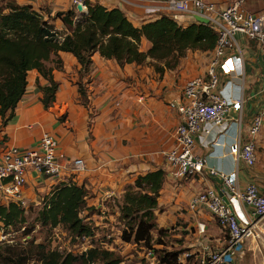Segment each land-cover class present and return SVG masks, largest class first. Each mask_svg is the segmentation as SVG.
<instances>
[{"label":"crops","instance_id":"1","mask_svg":"<svg viewBox=\"0 0 264 264\" xmlns=\"http://www.w3.org/2000/svg\"><path fill=\"white\" fill-rule=\"evenodd\" d=\"M8 1L39 10L50 0H0V5ZM68 1L72 6L71 0ZM89 1L98 3V0ZM212 1L228 5L226 0ZM129 10L140 15L138 9ZM153 16L147 23L159 18L156 14ZM129 19L136 27L146 24ZM236 44L237 51H232L218 69L221 81L218 92L230 102L241 101V111H232L229 120L222 125H203V131L195 137V156L205 159L207 168L202 174L186 179L174 177L164 156L174 146L181 121L171 105L183 101V91L189 81L206 78L213 53L190 51L176 70H168L163 75L157 74L149 64L121 67L117 61L106 60L96 53L90 73L81 78L88 90L86 107L79 102L76 84L82 67L72 54L59 53L63 69L54 71L57 90L47 109L41 101L43 94L37 82L43 87L49 83L37 71H31L27 92L16 109V116L5 127L0 116V157L9 147L22 152L38 149L41 138L48 133L57 139L66 157L61 161L63 164L82 159L86 168L82 171L68 169L60 177H45L30 171L24 190L29 209L40 211L46 195L62 183H75L88 191L87 208L92 210L81 214L87 222L107 227L115 218L120 224V207L126 188L134 185L139 176L162 169L166 178L155 212L158 228L165 229L170 224L179 235H193L194 242H184L181 247L189 250L191 256L195 254L196 259L201 258L207 248L225 250L228 237L215 217L206 210L191 212L188 205L195 195L207 188L223 192L219 178L208 174L210 167L230 175L241 190L255 185L264 194V120L255 138L256 165L248 166L230 154L235 141L248 140L249 127L264 103V58L256 43L246 37H236ZM142 45L143 51L151 47L146 39ZM229 202L241 222L256 220L249 206L240 201ZM199 227L204 231L200 232ZM258 230V237L248 239L235 254L227 256L230 264H264V220Z\"/></svg>","mask_w":264,"mask_h":264},{"label":"trees","instance_id":"2","mask_svg":"<svg viewBox=\"0 0 264 264\" xmlns=\"http://www.w3.org/2000/svg\"><path fill=\"white\" fill-rule=\"evenodd\" d=\"M87 7V15L76 20L78 13L73 8L51 17L13 1L0 5V116L4 127L16 116V109L27 92L31 71H37L48 81L49 86L43 87L39 81L37 85L43 94L44 107L50 106L57 90L54 71L63 69L61 52L70 53L78 60L82 78L90 73L96 53L106 60L117 61L121 67L149 64L157 74L163 75L168 70H176L188 52L212 53L218 43V35L210 25L196 23L183 27L162 15L136 27L120 8L91 2ZM56 20L62 22L64 31L56 28ZM144 39L151 44L147 51L141 49ZM79 93L84 97L83 105L88 106V90L83 82ZM165 178L162 169L149 172L126 189L120 207L124 242L151 248L154 232L158 231L159 238L165 232L157 229L155 214ZM87 197L84 187L62 183L44 198L36 223L43 228H63L74 241L94 239V228L81 216L85 210H92L87 208ZM26 212L16 203L0 201V224L7 228L24 225ZM30 234L31 231L25 230V235ZM157 244L163 243L158 239ZM180 254L162 253L158 260L162 264H181ZM39 261V264L121 263L114 253L98 247L74 255L40 246Z\"/></svg>","mask_w":264,"mask_h":264},{"label":"built area","instance_id":"3","mask_svg":"<svg viewBox=\"0 0 264 264\" xmlns=\"http://www.w3.org/2000/svg\"><path fill=\"white\" fill-rule=\"evenodd\" d=\"M71 2L72 8L80 16L78 6H82L84 12L88 13L89 0ZM99 2L107 8L123 9L135 23H147L156 14L158 17L166 15L180 26L187 27L191 24H200L195 18L199 15L208 19L211 28L216 31L218 43L212 52L213 57L206 78L189 81L183 91V101L171 105L178 111L181 121L176 129L173 148L164 154L175 178L186 179L202 174L207 168V161L195 156V137L203 131L204 124L222 125L229 120L232 111L239 112L242 106L241 101L230 102L219 95L218 87L221 81L218 69L232 51H237L238 36L255 42L264 58V13H251L245 10L244 0H237L227 6L215 4L211 0H98ZM132 8L138 9L140 15L131 12L129 9ZM262 95L264 99V88ZM263 120L264 103L249 127L248 140L242 142L239 139L232 144L230 154L234 159L243 160L248 166L256 165L258 151L255 138L262 130ZM65 158L57 139L48 133L41 138L38 149L22 152L16 147L7 148L0 157V201L16 203L28 212L29 205L24 190L30 171H36L45 177H60L68 169L82 171L86 168L82 159L63 164L61 161L66 160ZM208 174L219 178L224 188L223 193L229 201L243 202L251 208L256 219L253 222H241L231 203L226 202L214 188H207L191 199L189 211L194 213L208 211L228 237L225 250L207 248L197 264H230L227 260L229 254H235L245 241L259 236L258 226L264 220V194L260 193L255 185H249L241 190L230 175L219 169L210 167ZM199 230L203 232L204 228L199 227ZM84 241L87 243L90 239L84 238ZM152 255H154L152 252L148 253V256ZM186 256L190 258L191 254ZM157 264L162 263L157 260Z\"/></svg>","mask_w":264,"mask_h":264},{"label":"rangeland","instance_id":"4","mask_svg":"<svg viewBox=\"0 0 264 264\" xmlns=\"http://www.w3.org/2000/svg\"><path fill=\"white\" fill-rule=\"evenodd\" d=\"M235 1L237 0H226L225 3L230 5ZM71 7V3L68 0H50L47 4H43L39 11H42L47 16L55 17V14L59 11L71 10ZM243 7L251 13H264V0H244ZM77 16L76 20L84 17V15L80 16L79 14ZM54 24L60 31L64 29L60 20L54 21ZM141 49L144 50L145 47L142 45ZM81 78L80 74L79 81H76L78 91L80 82H82ZM83 100L84 97L79 93V102L82 105ZM26 217L27 222L24 225L7 228L0 224V264H39L40 246H45L47 250H57L61 253H73L74 255H82L83 252L98 247L114 253L121 259L120 264H152V259H154V264H157V260L162 253L173 254L179 252L181 253V264H197L198 261L196 256H194L195 254H192V260L189 261L186 255L190 254V251L181 247L184 242L192 244L194 242L193 235H179L175 231V227L170 224L165 229L161 228L165 231L161 238H159L157 230L154 232V241L151 244V248H147L143 244L124 242L122 240L125 229L124 223L120 222L119 224V221L115 220V218L107 223L109 224L107 227L103 225L97 226L94 221H91L95 231V238L86 243L83 240L74 241L63 228L41 227L36 223L37 212L34 210L27 212ZM157 229L159 230L158 224ZM25 230L31 231V234L25 235ZM2 235L4 236L2 237ZM158 239L163 244H157ZM177 244L180 246H177ZM150 252L154 255L148 256ZM171 259L172 257H170ZM98 264H101V262L99 261Z\"/></svg>","mask_w":264,"mask_h":264},{"label":"water","instance_id":"5","mask_svg":"<svg viewBox=\"0 0 264 264\" xmlns=\"http://www.w3.org/2000/svg\"><path fill=\"white\" fill-rule=\"evenodd\" d=\"M77 9H78V12L81 14V16L87 14V13L84 12V9H83L82 6H78ZM195 18H196L198 23L203 24V25H209V20L208 19H206L204 17H201L199 15H196ZM221 195L224 197V200L226 202H228L227 197L224 196L223 192L221 193Z\"/></svg>","mask_w":264,"mask_h":264}]
</instances>
